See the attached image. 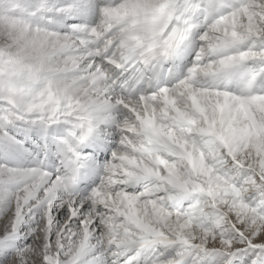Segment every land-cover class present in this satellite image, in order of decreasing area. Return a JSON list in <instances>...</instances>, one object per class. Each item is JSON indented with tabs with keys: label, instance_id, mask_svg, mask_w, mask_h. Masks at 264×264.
Here are the masks:
<instances>
[{
	"label": "snow or ice",
	"instance_id": "6c2138e0",
	"mask_svg": "<svg viewBox=\"0 0 264 264\" xmlns=\"http://www.w3.org/2000/svg\"><path fill=\"white\" fill-rule=\"evenodd\" d=\"M0 264H264V0H0Z\"/></svg>",
	"mask_w": 264,
	"mask_h": 264
}]
</instances>
